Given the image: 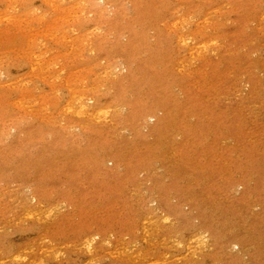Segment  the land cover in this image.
Instances as JSON below:
<instances>
[{
  "label": "rangeland",
  "instance_id": "obj_1",
  "mask_svg": "<svg viewBox=\"0 0 264 264\" xmlns=\"http://www.w3.org/2000/svg\"><path fill=\"white\" fill-rule=\"evenodd\" d=\"M154 2L0 0V264H264V0Z\"/></svg>",
  "mask_w": 264,
  "mask_h": 264
},
{
  "label": "bare ground",
  "instance_id": "obj_2",
  "mask_svg": "<svg viewBox=\"0 0 264 264\" xmlns=\"http://www.w3.org/2000/svg\"><path fill=\"white\" fill-rule=\"evenodd\" d=\"M149 2H147L146 0V6L144 7V10L150 15L153 14L155 12V2L154 0H148ZM32 201L35 200V197L32 196L31 198ZM259 235V234H258ZM239 242V240H237Z\"/></svg>",
  "mask_w": 264,
  "mask_h": 264
}]
</instances>
